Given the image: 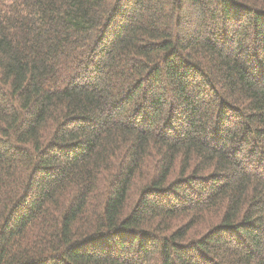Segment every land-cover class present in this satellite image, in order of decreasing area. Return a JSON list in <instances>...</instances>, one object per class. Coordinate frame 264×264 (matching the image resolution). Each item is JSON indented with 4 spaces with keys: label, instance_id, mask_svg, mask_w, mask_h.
<instances>
[{
    "label": "trees",
    "instance_id": "1",
    "mask_svg": "<svg viewBox=\"0 0 264 264\" xmlns=\"http://www.w3.org/2000/svg\"><path fill=\"white\" fill-rule=\"evenodd\" d=\"M0 264H264V0H0Z\"/></svg>",
    "mask_w": 264,
    "mask_h": 264
}]
</instances>
